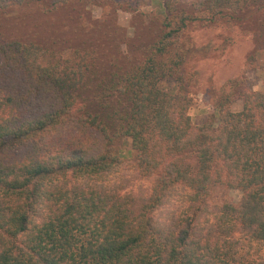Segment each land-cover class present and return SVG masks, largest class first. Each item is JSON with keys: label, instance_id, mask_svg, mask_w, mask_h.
Returning <instances> with one entry per match:
<instances>
[{"label": "trees", "instance_id": "trees-1", "mask_svg": "<svg viewBox=\"0 0 264 264\" xmlns=\"http://www.w3.org/2000/svg\"><path fill=\"white\" fill-rule=\"evenodd\" d=\"M77 1L101 0H0V11ZM163 6L143 58L102 72L0 39V264H264V89L231 80L213 95L218 126L196 124L181 42L191 24H236L264 0ZM219 184L240 201L213 203Z\"/></svg>", "mask_w": 264, "mask_h": 264}, {"label": "rangeland", "instance_id": "rangeland-1", "mask_svg": "<svg viewBox=\"0 0 264 264\" xmlns=\"http://www.w3.org/2000/svg\"><path fill=\"white\" fill-rule=\"evenodd\" d=\"M139 7L101 0L72 2L55 10L31 2L0 11V39L17 38L38 42L50 54L91 64L100 72L139 62L145 48L162 31L165 18L163 0H141ZM193 50L184 70L190 98L189 113L198 125L219 124L215 92L229 90L231 80L243 86L264 89V11L244 13L236 24H191L181 40ZM176 81L168 78L162 86L175 91ZM233 110L242 109L235 102ZM126 159L134 160L132 140L119 142ZM242 192L215 185L211 200L238 203Z\"/></svg>", "mask_w": 264, "mask_h": 264}]
</instances>
